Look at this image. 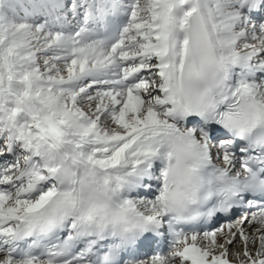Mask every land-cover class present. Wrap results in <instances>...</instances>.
<instances>
[{
    "label": "snow or ice",
    "instance_id": "snow-or-ice-1",
    "mask_svg": "<svg viewBox=\"0 0 264 264\" xmlns=\"http://www.w3.org/2000/svg\"><path fill=\"white\" fill-rule=\"evenodd\" d=\"M0 264H264V0H0Z\"/></svg>",
    "mask_w": 264,
    "mask_h": 264
}]
</instances>
